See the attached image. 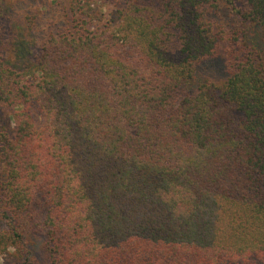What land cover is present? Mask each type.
Masks as SVG:
<instances>
[{
	"label": "trees",
	"instance_id": "obj_1",
	"mask_svg": "<svg viewBox=\"0 0 264 264\" xmlns=\"http://www.w3.org/2000/svg\"><path fill=\"white\" fill-rule=\"evenodd\" d=\"M14 1L0 256L41 264L43 235L45 264H264V0Z\"/></svg>",
	"mask_w": 264,
	"mask_h": 264
},
{
	"label": "rangeland",
	"instance_id": "obj_2",
	"mask_svg": "<svg viewBox=\"0 0 264 264\" xmlns=\"http://www.w3.org/2000/svg\"><path fill=\"white\" fill-rule=\"evenodd\" d=\"M19 1V8L17 12L23 17L34 12L37 8L49 3V0H15L14 4ZM17 6V4H16ZM226 78L225 68L222 61L212 60L204 63L197 69L195 75L196 86L207 79H212L216 82H221ZM10 225L8 220L4 219L0 214V232L9 231ZM43 235L34 236L29 245V249L33 251V254L39 259L41 264H45V255L43 250ZM0 264H22L21 260L15 254L14 250L10 248L7 255L0 256Z\"/></svg>",
	"mask_w": 264,
	"mask_h": 264
}]
</instances>
